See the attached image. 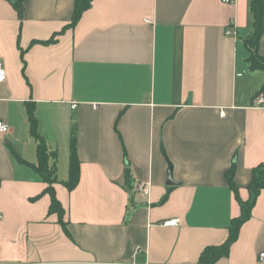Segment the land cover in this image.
<instances>
[{
	"label": "crops",
	"instance_id": "0c3cea01",
	"mask_svg": "<svg viewBox=\"0 0 264 264\" xmlns=\"http://www.w3.org/2000/svg\"><path fill=\"white\" fill-rule=\"evenodd\" d=\"M74 2L25 0L21 17L0 0V121L10 127L0 134V264H199L241 215L226 173L235 166L247 201L264 163V70L250 69L243 42L251 0H93L66 29ZM28 104L58 153L69 235L34 166ZM74 123L81 177L69 191ZM171 219L179 224L163 225ZM262 253L264 190L217 264H264Z\"/></svg>",
	"mask_w": 264,
	"mask_h": 264
},
{
	"label": "trees",
	"instance_id": "16d2710c",
	"mask_svg": "<svg viewBox=\"0 0 264 264\" xmlns=\"http://www.w3.org/2000/svg\"><path fill=\"white\" fill-rule=\"evenodd\" d=\"M13 6L18 11L19 15L23 16V2L25 0H11ZM93 0H75L74 10L70 25L67 28H74L81 20L83 14L90 9ZM251 14L253 18V29L252 32L243 40L246 49L248 50L249 56L247 62L249 63L250 69H263L264 70V57L259 53L260 43L264 35V0H251L250 4ZM65 29L56 33L52 38L47 41H33L34 44H52L57 41V37L63 33ZM22 60L25 64L24 55L25 52L22 50ZM30 132L37 141V164L35 168L39 174L43 177L44 181L48 184L45 193L51 196V205L49 212L58 216L59 222L62 224L65 232L69 235L67 229V223L64 218L66 210L62 203L57 197L54 185L60 183L57 176V165L56 160L58 153L50 151L45 139L40 135L38 131V119L36 117V108L34 104H28L27 107ZM51 159L55 162L53 165L50 164ZM236 169L232 167L227 173L226 178L232 190L236 194V198L241 207V215L232 220L229 227L228 239L221 245L207 247L201 254L199 264H217L221 259L230 255L232 245L238 240L242 226L250 220L253 209L256 205L257 199L261 192L264 190V163L255 167L253 170V177L249 184L248 190L250 192V198L247 201H243L239 197L238 187L234 182ZM81 177V162L78 157L77 151V139H76V123L73 125L72 136L70 141V160H69V178L66 182H63L69 191H73L77 188ZM126 179L130 181L131 172L130 169H126Z\"/></svg>",
	"mask_w": 264,
	"mask_h": 264
},
{
	"label": "built area",
	"instance_id": "2783aa9c",
	"mask_svg": "<svg viewBox=\"0 0 264 264\" xmlns=\"http://www.w3.org/2000/svg\"><path fill=\"white\" fill-rule=\"evenodd\" d=\"M224 2H234V0H223ZM228 35H237L235 27L229 29L227 31ZM7 78V72L5 69V66L2 62H0V83H4ZM255 104L257 107L264 109V93L259 94L256 99H255ZM73 108H76V105H73ZM9 125L3 121H0V134L1 135H6L9 132ZM141 189L144 190L145 185L141 184ZM147 191V190H145ZM0 218H2V215H0ZM179 224L178 219H171V220H166L163 222V225L166 227H174ZM261 258H264V253H262Z\"/></svg>",
	"mask_w": 264,
	"mask_h": 264
},
{
	"label": "water",
	"instance_id": "95a60500",
	"mask_svg": "<svg viewBox=\"0 0 264 264\" xmlns=\"http://www.w3.org/2000/svg\"><path fill=\"white\" fill-rule=\"evenodd\" d=\"M176 183H175V181H174V179H173V175H172V170L170 169V171H169V179H168V182H167V185H175Z\"/></svg>",
	"mask_w": 264,
	"mask_h": 264
},
{
	"label": "rangeland",
	"instance_id": "374dc122",
	"mask_svg": "<svg viewBox=\"0 0 264 264\" xmlns=\"http://www.w3.org/2000/svg\"><path fill=\"white\" fill-rule=\"evenodd\" d=\"M74 125V124H73ZM68 161L66 160V174H67V171H68ZM61 165H62V159H61ZM61 175H62V172H61ZM67 176V175H66ZM68 176L66 177V180H67Z\"/></svg>",
	"mask_w": 264,
	"mask_h": 264
}]
</instances>
